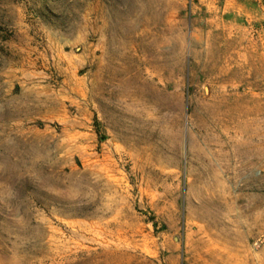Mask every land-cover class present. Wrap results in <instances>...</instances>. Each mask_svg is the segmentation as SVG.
<instances>
[{
  "label": "rangeland",
  "instance_id": "obj_1",
  "mask_svg": "<svg viewBox=\"0 0 264 264\" xmlns=\"http://www.w3.org/2000/svg\"><path fill=\"white\" fill-rule=\"evenodd\" d=\"M0 264H264V0H0Z\"/></svg>",
  "mask_w": 264,
  "mask_h": 264
},
{
  "label": "bare ground",
  "instance_id": "obj_2",
  "mask_svg": "<svg viewBox=\"0 0 264 264\" xmlns=\"http://www.w3.org/2000/svg\"><path fill=\"white\" fill-rule=\"evenodd\" d=\"M141 42V41H140ZM138 49V48H137ZM227 122L229 123V120H227ZM221 128V127H220Z\"/></svg>",
  "mask_w": 264,
  "mask_h": 264
}]
</instances>
